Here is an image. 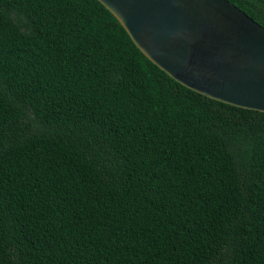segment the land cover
Masks as SVG:
<instances>
[{
	"label": "trees",
	"instance_id": "obj_1",
	"mask_svg": "<svg viewBox=\"0 0 264 264\" xmlns=\"http://www.w3.org/2000/svg\"><path fill=\"white\" fill-rule=\"evenodd\" d=\"M0 264H264V112L174 80L98 0H0Z\"/></svg>",
	"mask_w": 264,
	"mask_h": 264
},
{
	"label": "water",
	"instance_id": "obj_2",
	"mask_svg": "<svg viewBox=\"0 0 264 264\" xmlns=\"http://www.w3.org/2000/svg\"><path fill=\"white\" fill-rule=\"evenodd\" d=\"M137 48L209 98L264 112V26L228 0H98Z\"/></svg>",
	"mask_w": 264,
	"mask_h": 264
}]
</instances>
